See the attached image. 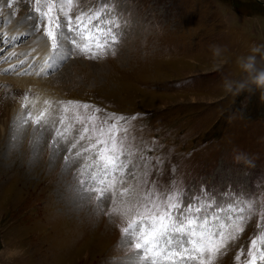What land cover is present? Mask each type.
<instances>
[{
  "label": "rangeland",
  "instance_id": "rangeland-1",
  "mask_svg": "<svg viewBox=\"0 0 264 264\" xmlns=\"http://www.w3.org/2000/svg\"><path fill=\"white\" fill-rule=\"evenodd\" d=\"M260 2L79 0L76 11L109 4L120 14L119 42L103 55H73L37 74L47 48L35 21L25 19L35 16L34 0H11L12 7L10 0H0V56L8 52L26 62L20 68L32 60L22 76L0 67V91L9 90L19 103L27 94L30 105L7 107L1 115L7 123L0 124V264H124L134 254L122 234L134 215L125 212L128 206L110 196L97 200L95 193L80 200L72 190L90 170L88 155H77L80 145L71 148L74 133L51 146L54 128H46L34 148L39 133L29 123L6 155L22 115L38 114L45 100L56 120L60 102L69 101L87 103L89 111L98 108L101 116L132 118L123 124L125 151L131 163L144 166L123 187L143 194L148 184L152 192L179 193L185 203L206 196L212 208L239 203L225 229L235 239L213 264H241V249L246 252L264 233V99L254 85L226 93L222 82L247 79L237 60L253 54V47L261 48L257 69L264 68ZM211 45L220 46V56ZM234 148L252 157L254 167L234 164Z\"/></svg>",
  "mask_w": 264,
  "mask_h": 264
},
{
  "label": "snow or ice",
  "instance_id": "snow-or-ice-1",
  "mask_svg": "<svg viewBox=\"0 0 264 264\" xmlns=\"http://www.w3.org/2000/svg\"><path fill=\"white\" fill-rule=\"evenodd\" d=\"M34 4L31 11L35 16L30 14L25 19L34 20V31L44 38L45 64L50 68L73 55L87 58L103 55L121 38L122 34L117 31L120 14L109 4L78 11L75 9L79 8V0H34ZM8 6L12 7L11 0ZM43 70V67L37 69V74ZM22 100L21 107L29 109V96L25 94ZM60 103L63 107L59 120L52 115L56 110L47 100L46 107L38 114L26 111L11 137L6 155L17 148L15 141L29 123L39 133L33 138L34 148L39 147L46 128H54L51 146L57 144V138L65 139L74 133L71 148L79 144L77 155L87 154L90 160L87 177L73 186L75 196L80 200L91 199L93 193L97 200L110 196L113 203L120 201L128 206L125 212L134 213L122 229L125 248L134 253L124 264H213L228 240L235 239L225 229L232 223V213L239 209V203L229 209L212 208L206 196H193L185 203L179 193L152 192L148 184L143 194L135 188L123 187L127 178L131 176L135 180L136 170L144 166L131 163L125 151L127 130L123 124L132 118L115 114L101 116L98 108L89 111L92 106L87 103ZM80 109L86 114H81ZM65 160L67 167V157ZM221 212L224 214L220 215ZM241 256V264H264V233L250 241L246 252L241 249L237 261H241Z\"/></svg>",
  "mask_w": 264,
  "mask_h": 264
},
{
  "label": "clouds",
  "instance_id": "clouds-1",
  "mask_svg": "<svg viewBox=\"0 0 264 264\" xmlns=\"http://www.w3.org/2000/svg\"><path fill=\"white\" fill-rule=\"evenodd\" d=\"M210 49L214 56H220L222 49L220 46L211 45ZM253 54L241 56L238 58L237 63L239 67L247 74V79L244 80H229L223 78L222 86L226 93H237L249 88L250 85H254L257 89H261V96L264 99V68L257 69L255 53L261 52L260 47H253L251 49ZM250 90V88H249ZM232 162L236 165H243L245 167H254V159L247 153L237 148L233 149Z\"/></svg>",
  "mask_w": 264,
  "mask_h": 264
},
{
  "label": "bare ground",
  "instance_id": "bare-ground-1",
  "mask_svg": "<svg viewBox=\"0 0 264 264\" xmlns=\"http://www.w3.org/2000/svg\"><path fill=\"white\" fill-rule=\"evenodd\" d=\"M13 30V29H12ZM22 35H24V34H22ZM21 35V36H22ZM20 37V36H19ZM15 47V44H13V45H11L10 46V49L11 48H14ZM37 50L38 51H41V49L40 48H37ZM5 55H7V57H9L10 58V56H12L13 57V59H10L8 62L9 63H11V62H13V61H17L16 59H15V56L14 55H11V54H9L8 52L7 53H4V55H1L2 57H4ZM8 55H10V56H8ZM4 59H6V57L4 58ZM26 63V62H25ZM24 63V64H25ZM3 65L4 64H0V67H3ZM16 65H17V62H16ZM17 68H16V72L15 73H17L18 72V70L20 69V67L17 65L16 66ZM26 67V66H25ZM24 67V68H25ZM4 70V69H3ZM5 71V70H4ZM6 72V71H5ZM15 73H11V74H9V73H7L6 72V74L7 75H13V74H15ZM25 73H23V74H21V76L22 75H24ZM8 90V89H7ZM22 102H18L17 100H16V96H15V94H13V93H9V90H8V92L7 91H5V89L3 90V91H0V124H5V123H7V121H4V120H2L1 119V115H4L5 113H7L6 112V109H7V107H10V110L12 109V108H18L19 109V106H20V104H21ZM9 110V111H10ZM8 111V112H9ZM11 112H13V111H11Z\"/></svg>",
  "mask_w": 264,
  "mask_h": 264
},
{
  "label": "water",
  "instance_id": "water-1",
  "mask_svg": "<svg viewBox=\"0 0 264 264\" xmlns=\"http://www.w3.org/2000/svg\"><path fill=\"white\" fill-rule=\"evenodd\" d=\"M260 5L264 6V2H260Z\"/></svg>",
  "mask_w": 264,
  "mask_h": 264
}]
</instances>
